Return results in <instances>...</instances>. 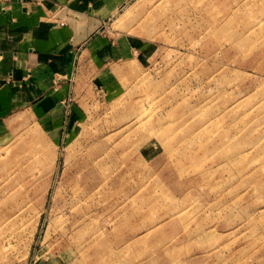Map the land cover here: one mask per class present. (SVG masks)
Listing matches in <instances>:
<instances>
[{
    "label": "rangeland",
    "instance_id": "1",
    "mask_svg": "<svg viewBox=\"0 0 264 264\" xmlns=\"http://www.w3.org/2000/svg\"><path fill=\"white\" fill-rule=\"evenodd\" d=\"M114 20L144 49L121 92L61 143L4 126L0 264H264V0H131Z\"/></svg>",
    "mask_w": 264,
    "mask_h": 264
},
{
    "label": "crops",
    "instance_id": "2",
    "mask_svg": "<svg viewBox=\"0 0 264 264\" xmlns=\"http://www.w3.org/2000/svg\"><path fill=\"white\" fill-rule=\"evenodd\" d=\"M130 1L0 0V137L27 116L61 143L82 105L121 92L144 51L140 40L111 28Z\"/></svg>",
    "mask_w": 264,
    "mask_h": 264
},
{
    "label": "bare ground",
    "instance_id": "3",
    "mask_svg": "<svg viewBox=\"0 0 264 264\" xmlns=\"http://www.w3.org/2000/svg\"><path fill=\"white\" fill-rule=\"evenodd\" d=\"M91 158V157H90ZM93 161V160H92ZM80 177V176H79ZM86 182V181H85ZM81 185V184H80Z\"/></svg>",
    "mask_w": 264,
    "mask_h": 264
}]
</instances>
